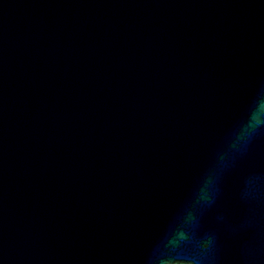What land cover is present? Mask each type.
<instances>
[{
    "label": "clouds",
    "instance_id": "9594fccd",
    "mask_svg": "<svg viewBox=\"0 0 264 264\" xmlns=\"http://www.w3.org/2000/svg\"><path fill=\"white\" fill-rule=\"evenodd\" d=\"M264 128V104L258 105L251 112L247 123L234 131L229 138H226L220 145L221 161L226 163L235 157L236 154L244 150L250 140L256 133ZM219 164H209L207 173L204 177L203 184L198 192H194L193 196L196 199L210 200L215 191V176L219 168ZM259 185L257 184L256 192L259 194ZM190 264H197V261L190 258Z\"/></svg>",
    "mask_w": 264,
    "mask_h": 264
}]
</instances>
